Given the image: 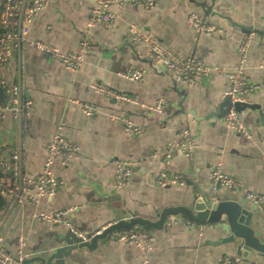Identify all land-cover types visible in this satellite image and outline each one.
Here are the masks:
<instances>
[{
	"label": "crops",
	"instance_id": "crops-1",
	"mask_svg": "<svg viewBox=\"0 0 264 264\" xmlns=\"http://www.w3.org/2000/svg\"><path fill=\"white\" fill-rule=\"evenodd\" d=\"M154 1L152 11L118 7L112 24L89 27L93 0H50L49 7L30 27L27 40L64 51H76L80 44H88L89 53L81 69L71 74L32 48H21L9 64L0 67V80L18 84L21 100L33 104L28 116L0 111V179L14 171L9 156L15 154L19 179L38 180L46 147L61 123L66 125L68 141L81 147L79 162L67 169L54 165L63 187L53 199L19 206L14 198L0 196V237L6 239L12 252L23 244L29 264L48 258L55 244L52 233L69 230L39 220L43 213L65 212V222L91 241L112 224L116 211L157 222L168 209L214 197L215 201L235 202L253 212L252 228L264 237V209L245 200V192L264 194V119H260V113L264 115V92L245 95L248 103L261 107L260 112L242 114L252 138L227 134L223 129L226 117L215 116L229 89L225 75L212 74L190 86L148 57L144 46L130 45L124 39L128 28L135 25L182 59L195 55L207 65L233 69L240 41L257 34L245 74L250 83L259 84L264 79V0ZM192 13L222 33L206 36L193 31L187 24ZM131 68L145 73L141 83L120 78ZM92 86L124 94L138 106L111 102L95 93ZM161 98L166 104L164 111L144 115L140 105L154 104ZM72 101L95 106L100 113L93 119L85 118ZM112 115L131 119L140 133L127 135L122 125L111 120ZM183 131L196 137L195 155L187 159L175 153L167 163L169 148ZM122 159L137 161L140 166L129 188L117 194L113 190L115 163ZM218 162L243 190L220 188L212 192L209 174ZM2 163L8 164L9 172L1 169ZM160 173L183 176L186 186L160 188L156 184ZM168 222L161 231L147 232L154 240L148 264H264V257L254 253L250 261L237 257L232 245L214 247L220 238L214 227L194 231L180 216L177 223ZM143 260V253L135 246L109 241L108 245L99 242L93 251L73 252L64 264H142Z\"/></svg>",
	"mask_w": 264,
	"mask_h": 264
},
{
	"label": "built area",
	"instance_id": "built-area-1",
	"mask_svg": "<svg viewBox=\"0 0 264 264\" xmlns=\"http://www.w3.org/2000/svg\"><path fill=\"white\" fill-rule=\"evenodd\" d=\"M256 2L257 0H252ZM50 5V0H4L2 3V15L0 18V67L9 64L15 52L21 48H32L41 53L46 59L59 63L71 74H76L83 66L90 46L80 44L76 51H64L54 48L39 41H28L30 27L40 17L41 13ZM129 6L132 8L144 7L147 11H152L156 3L154 0H93V6L90 12L89 27L95 25H110L116 19L114 10L118 7ZM188 26L193 31L213 36L221 34L216 26L206 22L197 13H192L187 19ZM259 35L250 34L244 37L238 46V61L233 69H225L218 66H210L199 60L195 55L182 59L175 53L163 49L153 38L147 36L135 25H131L125 36V42L130 45L144 46L148 57L158 60L167 73H172L190 86L197 81L210 77L212 74L222 73L228 80L229 89L226 96L233 103H248L245 95L255 92H264V79L259 84L250 83L246 77V67L251 46L257 41ZM261 68H264V63ZM145 73L136 68L120 76V78L131 82L141 83ZM93 91L100 96L106 97L109 101L122 104H138L132 98L115 93L104 86H92ZM0 89L4 90L10 100L7 105L0 108L1 112L10 111L14 116L19 113L29 115L33 104L30 101L21 100V89L16 83H7L0 80ZM74 106L80 109L83 117L93 119L99 115V109L80 101H72ZM164 99L157 100L154 104L140 105L144 115L161 114L165 109ZM111 120L124 127L128 135L132 132L140 133V129L135 127L133 121L129 118L112 115ZM223 129L227 134L240 135L248 140L252 138L251 130L243 123V115L231 111L223 121ZM66 125L61 123L57 133L52 141L46 147V158L44 161L41 177L34 181L28 178L19 179L17 171L18 157L15 154L9 156L13 160V169L16 173L15 178L7 174L0 179V196H9L14 198L19 206H35L44 199H53L57 192L63 187V183L54 173L55 164L67 169L73 163L81 160V147L68 141L66 134ZM197 148V139L189 131H183L178 140L169 148L165 157L166 162L172 158L173 154L179 153L187 159H192ZM140 163L134 160H118L115 163V176L113 181V190L120 193L129 188L135 172L139 169ZM1 169L9 172L10 167L5 163L1 164ZM209 179L212 192L220 188L227 190H243V185L225 172V165L218 162L210 170ZM156 184L160 188H183L186 186L183 176L160 173L156 178ZM245 200L259 209H264V194H255L245 192ZM69 210L68 212H70ZM65 212L43 213L38 219L49 224L63 225L73 233L77 234L84 242H89L90 237L79 233L75 227L65 222ZM169 224L177 223L175 218L169 219ZM111 224H109V227ZM107 227V228H109ZM106 228V229H107ZM104 229V230H106ZM193 230V226L190 227ZM102 233V232H101ZM98 233L97 235H100ZM96 235V236H97ZM113 245H133L139 249L144 256L142 264H148V255L153 250V238L141 230L121 231L111 237ZM24 245H20L17 251L12 252L4 237H0V264H24L26 261L23 252ZM222 264H230L223 262Z\"/></svg>",
	"mask_w": 264,
	"mask_h": 264
},
{
	"label": "water",
	"instance_id": "water-1",
	"mask_svg": "<svg viewBox=\"0 0 264 264\" xmlns=\"http://www.w3.org/2000/svg\"><path fill=\"white\" fill-rule=\"evenodd\" d=\"M249 110L260 112L261 107L245 103H233L229 97H225L215 116L223 119L231 111L243 114ZM260 119H264L262 113H260ZM213 199L214 197L198 199L193 205L168 209L162 213L157 222L133 218L123 214L122 211H116L111 226L100 235L95 236L90 242H84L71 230H67L65 233H52L55 244L50 250L48 258H37L35 262L64 264L65 259L70 258L71 254L77 250L93 251L99 242L108 245L115 233L131 230L161 231L170 218H175L177 222L179 216L185 219L189 228L193 226L194 231H199L205 226L214 227L220 237L214 247L232 245L236 256L242 257L246 261H250V255L253 253L264 257V237L256 234L252 228V220L255 214L243 209L235 202L215 201ZM24 264H29V262L25 261Z\"/></svg>",
	"mask_w": 264,
	"mask_h": 264
},
{
	"label": "trees",
	"instance_id": "trees-1",
	"mask_svg": "<svg viewBox=\"0 0 264 264\" xmlns=\"http://www.w3.org/2000/svg\"><path fill=\"white\" fill-rule=\"evenodd\" d=\"M0 91H1V93L2 94H0V107H2L3 105L5 106V105H7L8 103H9V100H10V96L4 91V90H2V89H0ZM3 94L7 97V98H9V100H8V102H6L7 100H6V98L3 96ZM3 106V107H4ZM18 163V162H17ZM13 165H14V163H12L11 164V168L13 167ZM16 173H17V171H16ZM15 171H10L9 172V174H7L9 177H11V178H15ZM2 201H1V199H0V206L2 205ZM143 232L144 233H147L148 231L147 230H143Z\"/></svg>",
	"mask_w": 264,
	"mask_h": 264
}]
</instances>
